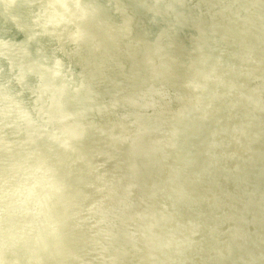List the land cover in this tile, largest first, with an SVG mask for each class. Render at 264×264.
Segmentation results:
<instances>
[{
    "label": "bare ground",
    "instance_id": "6f19581e",
    "mask_svg": "<svg viewBox=\"0 0 264 264\" xmlns=\"http://www.w3.org/2000/svg\"><path fill=\"white\" fill-rule=\"evenodd\" d=\"M0 264H264V0H0Z\"/></svg>",
    "mask_w": 264,
    "mask_h": 264
}]
</instances>
